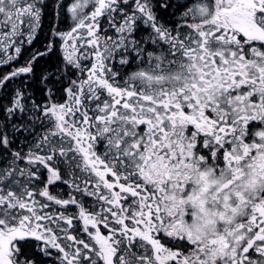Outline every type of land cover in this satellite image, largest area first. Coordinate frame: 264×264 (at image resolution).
<instances>
[{
	"label": "snow or ice",
	"instance_id": "snow-or-ice-1",
	"mask_svg": "<svg viewBox=\"0 0 264 264\" xmlns=\"http://www.w3.org/2000/svg\"><path fill=\"white\" fill-rule=\"evenodd\" d=\"M259 152L264 0H0V264H264V186L178 199Z\"/></svg>",
	"mask_w": 264,
	"mask_h": 264
},
{
	"label": "flooded vegetation",
	"instance_id": "flooded-vegetation-1",
	"mask_svg": "<svg viewBox=\"0 0 264 264\" xmlns=\"http://www.w3.org/2000/svg\"><path fill=\"white\" fill-rule=\"evenodd\" d=\"M249 165L246 169L230 174L216 173L211 166L207 169H199V165L189 166V171L184 173V177L193 182V188L189 194L200 195L202 203L198 202L197 205L192 206L187 196L178 197V199L186 202V206L182 209L183 211L187 212L189 208L191 209L189 215L181 218L182 227L186 232L192 234L185 226V222L190 223L193 220L197 207L202 213H207L210 209H214L216 219L213 222L216 225L218 235L209 240V243L216 244L219 247L222 240L226 238L225 232L228 230V224L235 220V216L230 209L238 208L240 200L248 199L245 193L251 192L241 189L251 188L254 190L258 183L257 177L264 179V152L256 153L253 159L249 161ZM197 169L199 170L197 171ZM220 181L223 182L221 183ZM201 189L205 190L203 194H200ZM237 196L240 200H236L233 203L232 201ZM196 238L200 239L199 237ZM201 247H205L204 243ZM215 251L216 249L214 248L212 252Z\"/></svg>",
	"mask_w": 264,
	"mask_h": 264
},
{
	"label": "clouds",
	"instance_id": "clouds-1",
	"mask_svg": "<svg viewBox=\"0 0 264 264\" xmlns=\"http://www.w3.org/2000/svg\"><path fill=\"white\" fill-rule=\"evenodd\" d=\"M257 186H264V179L257 177ZM221 183L223 181H220ZM236 190V189H233ZM241 190L253 191L251 188H244ZM214 209H210L207 213H202L199 208H196L193 220L185 222V226L192 232L194 237H199L203 241L205 247L212 252L214 245L209 243V240L215 238L218 233L216 231V225L213 222L216 217L214 215Z\"/></svg>",
	"mask_w": 264,
	"mask_h": 264
}]
</instances>
